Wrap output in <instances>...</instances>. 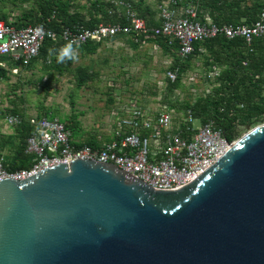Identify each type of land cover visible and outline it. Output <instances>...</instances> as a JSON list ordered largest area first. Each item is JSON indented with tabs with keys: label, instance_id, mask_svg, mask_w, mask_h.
I'll return each instance as SVG.
<instances>
[{
	"label": "water",
	"instance_id": "1",
	"mask_svg": "<svg viewBox=\"0 0 264 264\" xmlns=\"http://www.w3.org/2000/svg\"><path fill=\"white\" fill-rule=\"evenodd\" d=\"M0 264H264V124L176 191L87 159L1 180Z\"/></svg>",
	"mask_w": 264,
	"mask_h": 264
},
{
	"label": "built area",
	"instance_id": "2",
	"mask_svg": "<svg viewBox=\"0 0 264 264\" xmlns=\"http://www.w3.org/2000/svg\"><path fill=\"white\" fill-rule=\"evenodd\" d=\"M92 1L107 4L109 14L116 17V22L101 23L94 28L77 24L62 27L57 32L45 23L18 27L10 21L0 20V68H9L7 62L1 61L3 58L28 68L40 55L46 40L64 46L71 44L76 52L87 43L106 42L120 35L131 37L140 46L150 45L151 39L163 36L170 45L177 44L178 54L185 61L194 54L196 44L220 36L229 40L243 39L248 45L255 38L264 36V9L251 26L217 25L210 19L206 22L198 19L199 0H167L160 6L161 24L152 26L127 0ZM11 71L13 74L19 73L18 68ZM178 72V68L169 69L166 78L174 81ZM193 79L190 78L191 81ZM112 112L111 140L99 146L73 140L71 131L57 118L8 114L6 121L13 127L24 123L34 127L26 150L33 155L34 161L29 168L13 170L6 156L0 155V181L7 178L23 181L60 163L87 159L113 164L155 190L176 191L216 164L236 142L228 141L214 121H199L201 126L196 128L195 122L198 120L191 111L183 121L184 128L176 124L174 112L168 106L151 110L131 99L116 105Z\"/></svg>",
	"mask_w": 264,
	"mask_h": 264
},
{
	"label": "rangeland",
	"instance_id": "3",
	"mask_svg": "<svg viewBox=\"0 0 264 264\" xmlns=\"http://www.w3.org/2000/svg\"><path fill=\"white\" fill-rule=\"evenodd\" d=\"M128 1L136 5L137 12L148 23L154 25L160 6L167 0ZM70 2L72 10L89 18V11L82 10L88 0ZM34 9L36 5L33 2L21 4L18 0H0V15L6 13L8 22H21L24 20L23 14ZM201 53L194 57L191 69L183 76L181 89L173 94L168 92L166 80L172 57L152 44L134 49L127 41L117 40L105 42L95 54L86 55L78 50L74 59L64 62L68 70L63 73L55 70L50 71V74L45 73L42 59L29 69L19 66L18 74H13L10 69L0 81V136L9 138L16 132L6 121L8 114L17 112L29 117L49 112L62 123L77 115L75 122H78L79 128L76 129V141L89 143L96 139L102 145L111 140L112 109L116 105L135 99L146 109H162L167 107L164 103L166 96L171 104L176 105L173 116L179 124L186 119L181 108L188 102L194 104L198 98L208 96L216 86L214 80L220 69L209 72L211 67L206 62L210 53ZM78 68L97 77L79 86L76 73ZM191 77H194L193 81L190 80ZM259 125L249 128L239 126L240 136L235 141ZM200 126L201 123L196 121L195 127ZM1 131L6 135L1 134ZM11 149L9 145L0 147V155L10 158L13 154Z\"/></svg>",
	"mask_w": 264,
	"mask_h": 264
},
{
	"label": "trees",
	"instance_id": "4",
	"mask_svg": "<svg viewBox=\"0 0 264 264\" xmlns=\"http://www.w3.org/2000/svg\"><path fill=\"white\" fill-rule=\"evenodd\" d=\"M18 2L21 4L33 2L36 5V9L23 14L24 20L14 22V25L18 27L45 23L48 28L59 32L62 27H71L77 24L86 28H94L101 23L116 22V17L109 14V6L101 1L88 0V4L82 8V10L89 11V18L83 17L82 13L72 10L73 5L70 0H18ZM128 2L135 9L136 5L131 1ZM197 7L198 19L201 22H206L210 18L217 25L251 26L264 9V0H199ZM139 15L146 19L140 13ZM0 20L8 22L9 17L6 13H3L0 15ZM117 40L127 41L134 49L141 47L131 37L121 35L106 42ZM104 43H87L78 48L77 51L80 50L86 55L95 54ZM149 43L159 46L164 54L172 57L170 70L179 69L176 80L171 81L166 78L170 94L181 89L183 76L191 69L194 57L202 54L200 49L210 53V57L206 62V65L211 67L209 72L220 69L214 80L216 86L212 89V93L204 98H198L194 104L188 102L181 108L185 116H187L188 111H191L198 121L203 123L214 121L217 127L223 130L230 142L240 136L239 126L249 128L264 123V36L255 38L251 45H248L243 39L229 40L220 36L196 44L194 54L185 61L178 54L177 44L170 45L167 38L157 36L155 39H151ZM63 47L64 45L61 43L46 40L40 55L30 66L42 59L44 62L43 71L47 74H50L52 70L59 73L67 71L68 68H65L64 62H58L57 59ZM1 61L7 62L10 69L20 66L18 62L8 58H3ZM7 72V69L0 68V81ZM76 73L79 86H83L97 77L95 74H89L83 68H78ZM164 103L169 109H176V105L169 102L168 96L164 98ZM14 115L19 114L14 112ZM39 116L55 118L49 112ZM76 120L77 115H73L64 123L66 128L71 131L73 140H76V129L79 128L78 122H75ZM178 125L184 128V122H180ZM14 128L16 132L13 136L9 138L0 136V147L4 148L9 145L12 148V156L6 158L11 169L29 168L33 164L34 157L26 151L27 140L34 134V127L24 123ZM85 144L90 146L101 145L96 139H92Z\"/></svg>",
	"mask_w": 264,
	"mask_h": 264
},
{
	"label": "clouds",
	"instance_id": "5",
	"mask_svg": "<svg viewBox=\"0 0 264 264\" xmlns=\"http://www.w3.org/2000/svg\"><path fill=\"white\" fill-rule=\"evenodd\" d=\"M75 58V51L72 48L71 44L65 45L58 55V62H65L66 60H71Z\"/></svg>",
	"mask_w": 264,
	"mask_h": 264
},
{
	"label": "crops",
	"instance_id": "6",
	"mask_svg": "<svg viewBox=\"0 0 264 264\" xmlns=\"http://www.w3.org/2000/svg\"><path fill=\"white\" fill-rule=\"evenodd\" d=\"M158 13H159V12H158ZM159 16H160V15H158V18H157L158 20H157V19L155 20V24H154L155 26H158V25L161 24V20L159 19ZM207 18H209V17H207ZM209 19H210V18H209ZM210 20H211V19H210ZM156 21H157V22H156ZM152 26H153V25H152ZM4 69H7L8 71H10L9 68H4ZM27 69H29V68H27ZM217 75H218V74H217ZM1 134L6 135V133H5L4 131H1Z\"/></svg>",
	"mask_w": 264,
	"mask_h": 264
}]
</instances>
